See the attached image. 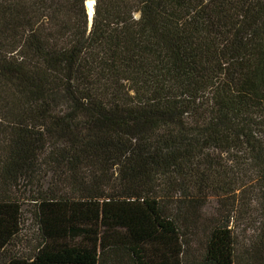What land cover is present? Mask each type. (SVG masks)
<instances>
[{"label": "trees", "instance_id": "16d2710c", "mask_svg": "<svg viewBox=\"0 0 264 264\" xmlns=\"http://www.w3.org/2000/svg\"><path fill=\"white\" fill-rule=\"evenodd\" d=\"M0 186L7 264H264V0H0Z\"/></svg>", "mask_w": 264, "mask_h": 264}, {"label": "rangeland", "instance_id": "374dc122", "mask_svg": "<svg viewBox=\"0 0 264 264\" xmlns=\"http://www.w3.org/2000/svg\"><path fill=\"white\" fill-rule=\"evenodd\" d=\"M0 195L4 196L7 201H16L20 209L18 234L4 250H0V264H7L9 260L14 258L28 260L35 253L38 243L37 225L33 214L36 209L32 201L34 196L31 193L29 194L28 191L26 192L23 187L17 189L11 187L8 189L1 186ZM73 196L77 197V193ZM199 215L198 226L195 230L194 237H187V241H189L188 246L179 248L182 253V256H179V260L183 264L199 260L206 234L221 220L222 211L216 203V200L212 198L205 204ZM243 223V218H239L237 223L235 222L236 225H239V229L244 231L242 233L243 236H249L250 231L244 227ZM229 225L232 227L234 224Z\"/></svg>", "mask_w": 264, "mask_h": 264}, {"label": "water", "instance_id": "95a60500", "mask_svg": "<svg viewBox=\"0 0 264 264\" xmlns=\"http://www.w3.org/2000/svg\"><path fill=\"white\" fill-rule=\"evenodd\" d=\"M84 6H85L86 13L89 16V19H90L89 21L91 23V18H92V15H93L94 2L87 1V2H85Z\"/></svg>", "mask_w": 264, "mask_h": 264}]
</instances>
